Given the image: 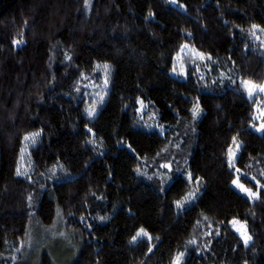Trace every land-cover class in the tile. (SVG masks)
<instances>
[{
    "label": "trees",
    "instance_id": "obj_1",
    "mask_svg": "<svg viewBox=\"0 0 264 264\" xmlns=\"http://www.w3.org/2000/svg\"><path fill=\"white\" fill-rule=\"evenodd\" d=\"M258 29L264 0H0V264H62L22 258L57 220L77 234L64 264H264V132L241 86L264 84ZM185 46L204 58L173 77ZM235 141L258 197L217 220L189 193Z\"/></svg>",
    "mask_w": 264,
    "mask_h": 264
},
{
    "label": "rangeland",
    "instance_id": "obj_2",
    "mask_svg": "<svg viewBox=\"0 0 264 264\" xmlns=\"http://www.w3.org/2000/svg\"><path fill=\"white\" fill-rule=\"evenodd\" d=\"M259 32V33H258ZM255 35L258 38L261 39L264 42V32L260 29L255 30ZM182 54V55H181ZM181 55V56H180ZM179 57V58H178ZM174 62V69L175 71H171V75L173 77H180L184 78V74H179L182 72H185L186 66L181 64V62L184 63V58H194L197 60H202L200 56L190 49V47L185 46L182 49V52L179 54ZM192 62V61H191ZM182 65V66H181ZM178 66V68H177ZM181 75V76H180ZM241 86L246 93V95L251 99H255L256 101V113H255V123L251 125V129L258 134H263L264 131L258 130L260 128L261 124H264V120L258 119L261 112H264V92L256 91L254 94L250 97L248 95V92L245 90L244 85L241 81ZM142 112L146 110H140ZM144 122H147L148 115H143L141 118ZM255 125V126H254ZM151 129L153 130H160V127L157 126L155 123L152 125ZM239 145V147H237ZM241 143L238 141H235L233 145L229 149L228 154V166L227 168L217 177L215 182L208 187V189H205L204 192L200 193L198 196L194 195V199L197 200V202L201 205L203 210L213 218L219 220L225 216L227 213L234 214L237 213L241 207L242 198L247 197L251 200H254L256 198L250 197L247 195V193L241 191L240 188L236 186V184L233 183L234 180H238L240 184H243L245 187H247L244 183L240 180V175L233 167V164L237 160L240 150H241ZM24 174L27 173V167L24 166L23 168ZM248 188V187H247ZM254 192H257L256 190H253ZM193 197L189 196L188 200H193ZM239 219L233 217L230 220V225L233 228V230L241 237V239L244 242V238L242 237L241 233L237 231V226H234L233 221ZM241 222V221H240ZM245 225L247 234L250 235L248 228L245 223L241 222ZM35 230V234L30 240L25 244V248H23L22 251V258L24 262H34L37 260L39 256V252H47L51 255L52 258L57 259L60 263L64 264L66 263L67 255L69 254L70 247L75 244L73 238H77L76 233H69L65 231L62 220H57L55 224H53L51 227H42L41 224L38 222L33 227ZM31 228V229H32ZM62 229V231H61ZM65 231V233H64ZM251 243V239L247 242L245 245H249ZM175 264V263H174Z\"/></svg>",
    "mask_w": 264,
    "mask_h": 264
},
{
    "label": "snow or ice",
    "instance_id": "obj_3",
    "mask_svg": "<svg viewBox=\"0 0 264 264\" xmlns=\"http://www.w3.org/2000/svg\"><path fill=\"white\" fill-rule=\"evenodd\" d=\"M173 2H175V0H173ZM86 3H87V0H86ZM258 27H259L258 25H253V29H256V28H258ZM260 30H261V31H264V29H260ZM15 43H20V41H15ZM198 55L200 56L201 59L204 58V54H203V53H198ZM69 59H70V57H69ZM98 67H99V66H98ZM108 67H109L108 65H104L105 70H107ZM173 71H175V69H173ZM105 84H107V80H105ZM242 84L244 85L245 90L248 92V95H249L250 97H251V96L254 94V92H256V91L264 92V84H256V83H254V82H252V81H242ZM101 99H102V98H101ZM88 111H89V115H90V116L95 115V111H94V109H89ZM196 111H197V109L194 108V109H193V112L195 113ZM258 119H260V120H264V112H261V114H260V116L258 117ZM254 126H255V125H254ZM258 130H260V131H264V124H261V125H260V128H259ZM89 131H91V130H89ZM39 135H40V133H38V132H37V133H33L30 137H29V136H26V137H25V140L31 139L32 142L35 143V138L38 137ZM234 140H235V138H234ZM237 147H239V145H237ZM164 167H168V165H164ZM17 174H18V175L20 174V173H19V170H18ZM188 178H189V180L192 179V177H191V173H189ZM253 179H255V178H253ZM233 183L236 184V186H237L238 188H240L241 191L247 193L248 196L253 197V198H257V197H258V193H257V192H254V191H252V189L245 187L243 184H240L238 180H234ZM189 196H191V197L194 198V193H189ZM177 206H178V207H182L183 205H182L181 202L178 201V202H177ZM100 219L103 220L104 217H101ZM233 224H234V226L239 225V226L237 227V231H239V232L241 233L242 237L244 238V242H245V244H247V242L251 239V236L247 234V231H246V227H245V225L242 224L240 221H237V220H234V221H233ZM141 235H143V236H147L148 233L145 232L144 229H140V231L137 233V236H141ZM136 239H137V237L134 236V237H133V240L135 241ZM149 239H151V237H149ZM193 243H194V241H193ZM183 255H184V253H180V254L176 257L175 264H181V257H183Z\"/></svg>",
    "mask_w": 264,
    "mask_h": 264
}]
</instances>
